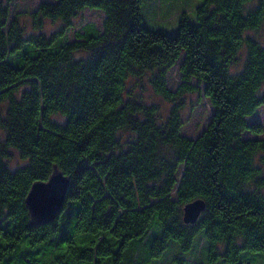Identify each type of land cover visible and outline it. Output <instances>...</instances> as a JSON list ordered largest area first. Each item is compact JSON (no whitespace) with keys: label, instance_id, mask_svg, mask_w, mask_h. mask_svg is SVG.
Instances as JSON below:
<instances>
[{"label":"trees","instance_id":"trees-1","mask_svg":"<svg viewBox=\"0 0 264 264\" xmlns=\"http://www.w3.org/2000/svg\"><path fill=\"white\" fill-rule=\"evenodd\" d=\"M146 2L48 0L33 23L63 26L24 38L0 0V264H159L170 245L186 254L198 243L194 264H264V140L244 136L262 134L247 118L264 106V0H199L173 34L158 27L177 4L157 25ZM85 9L104 14L102 30L87 24L68 41ZM143 77L172 104L166 116L126 96ZM193 91L212 108L194 140L180 134ZM12 152L25 163L13 171ZM54 168L69 178L63 204L31 224L25 197ZM198 199L204 212L185 224Z\"/></svg>","mask_w":264,"mask_h":264},{"label":"rangeland","instance_id":"rangeland-1","mask_svg":"<svg viewBox=\"0 0 264 264\" xmlns=\"http://www.w3.org/2000/svg\"><path fill=\"white\" fill-rule=\"evenodd\" d=\"M46 1L48 0H3L7 8L10 10V16H13L18 20L19 25L22 28L24 38L37 35L50 36L58 32L60 27L63 26L60 21L51 22L49 20H43L39 25H35V23H33V13L37 10L38 6L42 2ZM158 1L160 2V0ZM158 1L147 0V8H145L146 17L152 22H155L156 20L155 24L157 25L159 22V15H161V13H168L170 9L175 4H177L172 9V15H170L168 19L164 20L167 24L164 21L159 22V25L161 27L158 28L164 29L170 34H173L175 32L178 14L180 12L186 11L189 16H192V14L190 15V12L192 13L193 11L192 8L199 2V0H161L163 6L162 8L158 6ZM183 2H186V4H184ZM152 18H154L155 20H153ZM103 19L104 14L100 11L89 9L83 10L71 20V28L67 31L66 34L67 40L72 41L74 38V32L81 31L87 24H92L97 30L101 31ZM161 23L166 25L163 26L161 25ZM143 24L150 29H157L151 28L149 23L144 20V18ZM171 25L172 27H170ZM76 55L80 56L81 54ZM177 68L178 65L176 64L167 73V88L171 91H174L180 83ZM25 88V86H21L19 91ZM199 89L202 90V87L199 86ZM128 94H131L133 98L142 101L147 105L157 106L160 109L162 116H166V113L172 107V104H170V102H167L163 98L154 95L145 77H143L142 79L128 80L126 84V96ZM183 104L184 107L180 111L182 118V127L180 130V134L194 140L205 129L212 114V108L208 100L203 97L201 91H193L184 94ZM55 118L58 121L63 120L62 118ZM247 122L259 124L262 128V134L253 136L249 133H245L244 136L248 138H258L264 140V106L260 107L252 116L248 117ZM4 135V132L0 131V140H3ZM24 164V161L21 160L15 152H12V156L7 160L8 168L12 171L22 167ZM262 194L264 195V189L262 191ZM196 245V250H192L186 254H180L176 246L170 245L157 262L159 264H169L168 262H170L173 257L178 256L179 258L184 259L188 264H194L195 261H201L202 244L198 243ZM252 255L258 257L260 263L262 262V257L259 254ZM253 264H259V262L255 261Z\"/></svg>","mask_w":264,"mask_h":264},{"label":"water","instance_id":"water-1","mask_svg":"<svg viewBox=\"0 0 264 264\" xmlns=\"http://www.w3.org/2000/svg\"><path fill=\"white\" fill-rule=\"evenodd\" d=\"M69 186V178L54 168L46 182H35L30 187L25 206L29 212L31 224H48L59 212ZM205 210V203L198 199L186 204L183 209V222L195 224Z\"/></svg>","mask_w":264,"mask_h":264}]
</instances>
